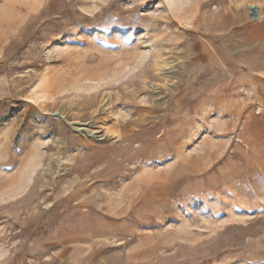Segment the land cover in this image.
<instances>
[{
	"label": "rangeland",
	"instance_id": "1",
	"mask_svg": "<svg viewBox=\"0 0 264 264\" xmlns=\"http://www.w3.org/2000/svg\"><path fill=\"white\" fill-rule=\"evenodd\" d=\"M0 264H264V0H0Z\"/></svg>",
	"mask_w": 264,
	"mask_h": 264
},
{
	"label": "bare ground",
	"instance_id": "2",
	"mask_svg": "<svg viewBox=\"0 0 264 264\" xmlns=\"http://www.w3.org/2000/svg\"><path fill=\"white\" fill-rule=\"evenodd\" d=\"M247 11H248V13H251V15L253 14V15H260L261 14V12H260V10L258 9H256V10H253L252 9V7H251V5L247 8ZM250 15V16H251Z\"/></svg>",
	"mask_w": 264,
	"mask_h": 264
}]
</instances>
